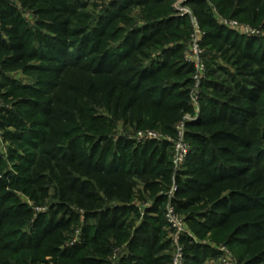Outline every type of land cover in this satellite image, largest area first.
I'll list each match as a JSON object with an SVG mask.
<instances>
[{
    "label": "trees",
    "instance_id": "obj_1",
    "mask_svg": "<svg viewBox=\"0 0 264 264\" xmlns=\"http://www.w3.org/2000/svg\"><path fill=\"white\" fill-rule=\"evenodd\" d=\"M176 1L93 14L80 0H0V139L13 146L0 157V264H171L168 191L182 264L219 259L212 243L264 264V38L222 24L264 31V0L185 2L201 47L229 67L202 80L197 112ZM181 122L180 169L166 142L115 138L118 125L173 137Z\"/></svg>",
    "mask_w": 264,
    "mask_h": 264
},
{
    "label": "built area",
    "instance_id": "obj_2",
    "mask_svg": "<svg viewBox=\"0 0 264 264\" xmlns=\"http://www.w3.org/2000/svg\"><path fill=\"white\" fill-rule=\"evenodd\" d=\"M180 3H184L183 0H180ZM179 4L180 6H182ZM184 6V4H183ZM177 14L180 17H187L190 23L191 32L189 35V41L187 44L186 51L184 53V61L190 65L193 68V74H192V87H191V104L193 106L194 111L197 112V104L199 101V93H200V86L201 82L204 79L205 74V64H204V58H203V51L201 47V41L203 38V32L200 29L197 19L193 16V14L186 8H178ZM226 22V21H224ZM229 26L239 27V24L235 21H229L226 22ZM224 25V24H223ZM226 26V25H225ZM245 30V34L247 35H253L257 29H252L249 26H243ZM259 31V30H257ZM0 108H1V98H0ZM188 119V118H186ZM184 123L181 122L175 126V135L173 137L163 135L156 131L151 130H145V131H139L137 132L133 139L137 143H145V142H166L170 144L171 148V164L174 169L180 168L188 155L189 152V145L184 139L185 129H184ZM165 221L167 224V227L172 230V239L174 242H176L179 238V233L184 229L185 223L183 218L177 214L175 209L173 207L168 206L165 210ZM221 252V256L218 260V264H232V256L231 254L226 250V248L222 247L219 249ZM118 251L116 250L113 254V258L116 257V253ZM182 260V252L179 249L177 251L176 256L173 258L171 264H181Z\"/></svg>",
    "mask_w": 264,
    "mask_h": 264
},
{
    "label": "rangeland",
    "instance_id": "obj_3",
    "mask_svg": "<svg viewBox=\"0 0 264 264\" xmlns=\"http://www.w3.org/2000/svg\"><path fill=\"white\" fill-rule=\"evenodd\" d=\"M82 1L84 4H86L87 8L85 9L87 12H91V13H96V12H99V10L101 9V7H103L105 4H108L110 1L112 0H80ZM184 3H180V0H177L175 2V7L178 9V8H186L188 9L190 12H191V8L188 6V5H184L183 4H186L185 2H187L188 0H183ZM179 4H181L182 6H180ZM24 18L30 22H32L31 20V17L29 14H25L24 15ZM226 22H229V21H226ZM226 22L222 21V24L226 25L227 27L229 26ZM244 27L239 25V27H234V26H231L229 27V29L233 30L234 32H236L237 34H240V35H243V36H252V37H258V38H264V31H257L253 34V35H247L245 34V30L243 29ZM253 29V28H252ZM202 51H203V58H204V64H205V74H204V78H207L208 76H212L210 77L212 80H221L220 78H223L221 77V75H219V73L217 72V69L218 67H221V68H225L226 70L229 71V67L225 64L224 61H222L221 59H219V57L217 55H215L213 52H210L209 49H203L202 48ZM212 72V73H211ZM212 74V75H211ZM11 77H13L15 80H20V81H23L25 82L24 80V77L21 75L20 72L18 73H15V74H11L10 75ZM0 82H1V73H0ZM200 92H201V89H200ZM200 94V93H199ZM1 105H2V101H1ZM199 108V103L197 104V107L196 109L198 110ZM129 134L130 137H134V136H131V132L127 130V132H125L123 130V128L121 127V125H118L116 131H115V138L119 137V136H129L127 135ZM10 147V148H13L12 145H9V144H3L1 139H0V157L3 156L4 158L7 157L8 155V150L7 148ZM9 164V163H7ZM181 168V167H180ZM180 168H177V169H180ZM167 201L166 203L164 204V216H165V210L168 206L170 207H173L170 202H169V197L171 196V191H168L167 192ZM146 201L145 202H150V199H148L147 197H145ZM134 203L137 204L138 206H140V209H142V204L139 203L137 197L135 196L134 198ZM174 208V207H173ZM175 209V208H174ZM38 211H45V209H39ZM181 216L180 213H177ZM165 218V217H164ZM132 223V221L130 220L128 224ZM134 225L137 224V221H133ZM166 231L168 232V239L170 241V248H171V251L170 252H167V254L171 255V263H172V260L173 258L176 256L177 254V251L180 249L182 254H183V248H184V245L181 243V237L182 236H185L187 235V230H186V226L184 227V229L179 233V238L176 242L173 241L172 239V234H175L172 232V230H170L168 227L166 228ZM79 231L77 230L73 236L71 237V240L69 242V245L70 244H74V243H77L79 241ZM211 247L214 248V249H220L222 247H217L215 244H211ZM227 250V249H226ZM228 251V250H227ZM123 250L120 249V251H118L117 253L120 254L122 253ZM229 252V251H228ZM230 253V252H229ZM118 256V255H117ZM221 256V255H219ZM232 256V255H231ZM117 258V257H115ZM220 258V257H219ZM182 260H183V255H182ZM182 260H181V264H182ZM218 260L219 259H213V260H207L205 262V264H218ZM232 264H236L234 258L232 257ZM116 262L114 261V259H112V264H115ZM50 264V263H49Z\"/></svg>",
    "mask_w": 264,
    "mask_h": 264
}]
</instances>
